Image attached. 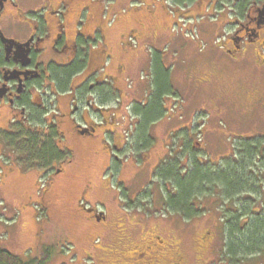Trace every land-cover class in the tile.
<instances>
[{
	"label": "flooded vegetation",
	"instance_id": "af4514ba",
	"mask_svg": "<svg viewBox=\"0 0 264 264\" xmlns=\"http://www.w3.org/2000/svg\"><path fill=\"white\" fill-rule=\"evenodd\" d=\"M127 1L133 2L129 9L124 8ZM210 3L219 10L212 17L213 22L208 17L199 26L212 35L213 51L221 59L219 73L236 78L229 88L233 86L238 95L245 89L250 111L260 112L264 121V0H196L194 5L196 11H203ZM169 10L164 0H0V145L13 148L16 153L23 151L25 159L21 160L27 167L23 176L35 172L38 177L34 188L42 193L65 188L75 175L77 178L84 155L90 150L100 155L95 162L104 173L101 181L97 185L86 182L75 189L83 195L74 213L81 218L90 216L102 229V235L111 239L112 246L91 251L99 252L94 256L98 255L104 264H189L183 232L187 230V220L171 209L155 210L149 215L139 212L141 193L137 194L134 187L142 175L151 181L154 170L164 162L162 149L157 159L156 153L150 151V146L156 144V135L145 131L151 145L140 158L136 156L135 143L127 141L133 134H125V127L138 130L143 124L142 111L155 110L152 105L156 89L150 82L157 75V68L164 70L156 61L150 65L148 51H152L150 43L163 21L159 15ZM111 14L115 17L109 20ZM120 28L125 29L124 33ZM140 42L146 47V65L140 79L147 82V87L142 86L141 98L140 89L131 86L126 77L140 62ZM119 43L131 48L129 57L117 49ZM148 68L153 71L152 78L147 74ZM214 71L216 67H209L204 75L216 78ZM193 76L198 83L203 77L198 73ZM247 78L260 81L249 82L252 87L239 81ZM222 85L217 91L226 90L227 85L220 88ZM165 102L161 104L164 106ZM262 133L241 135L238 140L261 142ZM200 141L195 143L200 145ZM222 146L223 153H212L210 159L229 154L225 152L227 146ZM198 148L204 149L202 145ZM8 167L5 177L15 170V163ZM115 178L127 199L109 213L104 201L115 194L111 186ZM95 190L103 195L100 206L87 203L86 195ZM259 199L261 206L239 212L242 228L253 223V218L264 219V196L259 195ZM249 208L247 204L244 207ZM199 219L204 221L202 216L196 217V224ZM171 223L174 227L168 226ZM144 225L143 232L140 228ZM140 232L142 239L135 236ZM216 240L208 229L194 239L193 264L217 263L213 255H205L208 247L212 248L207 255L216 250ZM91 252L82 264H96Z\"/></svg>",
	"mask_w": 264,
	"mask_h": 264
},
{
	"label": "trees",
	"instance_id": "16d2710c",
	"mask_svg": "<svg viewBox=\"0 0 264 264\" xmlns=\"http://www.w3.org/2000/svg\"><path fill=\"white\" fill-rule=\"evenodd\" d=\"M164 1L166 5L172 6V9H183L184 6L194 5L196 2V0ZM132 6L133 2L127 1L124 8L129 9ZM209 8L214 9L213 4ZM168 12L172 13V15L175 14V11ZM180 13L182 12H178L175 15L176 20H178L176 23L178 24L173 26L172 32L176 36H181L186 41L199 42L200 33L196 32L195 28L190 27L191 21L187 26L184 23L180 24V20L189 19L190 14H185L181 16L184 18H180ZM209 20L213 22L212 17H209ZM125 42L122 43L124 44ZM122 43H119L117 49L121 53H125V57L127 58L129 57V49L131 48L124 46ZM194 60V63L193 60H190L186 64L188 65L187 67L191 66L196 73L203 64H207L206 68L208 69L221 62V59L215 53L207 61H205L206 57H202L201 59L199 57ZM160 70V68L156 69L158 73L154 77V80H157V84L155 85L156 96L153 98L152 105L155 110L153 112H141L144 122L138 130L137 128L131 129L130 132L133 135L128 138L129 142L135 143L136 147L134 150L140 155L151 145L146 140L145 131H154V135H156V133L164 131L161 129L156 131L160 123L164 125L163 121L167 122L165 120L166 117L172 119L169 125L171 127L169 129L166 127L167 130L164 132L166 135V142L163 147L164 162L153 172L154 178H152L156 180L157 185L154 184L152 192L149 191L146 194L150 213L153 207L155 210L164 209L166 211L171 209L182 219L187 220V232L193 231L192 227L196 226V217L202 216L204 221L211 217L216 223L215 227L220 231L217 239L225 243L224 247L220 246L214 250V258L217 262L215 264H220V259L224 256L231 260H236L237 264H243L244 262L241 260L248 257L249 253L253 256L257 254L256 257L258 258L262 257V253L264 252V219L262 217L253 218V223L242 228L238 215L239 212L245 213L248 210L250 211L251 208L261 206L256 201H260L261 203V199H259L257 194H260L262 197L264 196V174L261 175L262 172L256 173L254 169L258 165V162L264 164V139L261 142L253 140L246 143L240 142L238 138H241V136L237 128L242 126L233 123L232 129L228 128L220 131L215 122L206 118L205 115L207 114L202 112L203 110L201 111L202 106L199 105L197 96H193L192 98L184 96L188 101L184 97L181 98L184 112H180H182L183 116H180L178 111L173 112V110L170 111V115L167 114L161 102L163 103V100L167 101V99H170L166 97L172 96V93H175L176 89L167 84L165 73ZM186 77L187 80H195L193 75L187 74ZM218 77V82L223 84L220 88H226L225 85L227 84L226 90H218L221 96L224 97L225 94L228 97L236 96L233 86L229 88V81L232 83L236 78H232L229 74H220ZM252 80L254 82L260 81ZM240 81L246 83L244 79ZM197 83L194 84L193 82V86L200 92ZM183 89L186 90L185 88ZM200 94L202 93L200 92ZM202 96L205 98L204 102H209V94ZM174 102L181 104L179 98L175 99ZM187 106H190L192 109H189ZM183 117L189 122V128L187 127L185 138L182 140L180 129L177 128L181 125L180 121ZM155 118L157 121L153 125L150 120ZM259 133H262L261 130H258ZM196 140L201 142L200 146L202 145L204 149H199L195 146L196 144L198 145V143H195ZM208 143H211V145H208ZM228 143L232 146V150L229 148L228 152L230 153L225 158L222 156L218 159L214 157L210 159L209 155L212 153L213 155L220 156L219 153H222L224 150L222 145L229 146ZM158 144L161 146L160 143H156V145ZM248 169L250 172L247 171ZM261 169L263 170L264 168L262 167ZM113 182H111V186L119 190L116 184V186L113 185ZM144 186L145 184L142 187ZM261 186L263 187L261 188ZM140 193L142 194L141 189L138 190L137 194ZM249 199H251V202H249ZM246 204L250 207L249 209H244ZM216 211H221L220 217L213 216V213ZM235 212L238 213L236 214ZM256 249H260L261 252L256 251ZM51 256L50 248H44L38 256L25 255L23 257L0 249V264H51ZM247 264L249 263L247 262Z\"/></svg>",
	"mask_w": 264,
	"mask_h": 264
},
{
	"label": "rangeland",
	"instance_id": "374dc122",
	"mask_svg": "<svg viewBox=\"0 0 264 264\" xmlns=\"http://www.w3.org/2000/svg\"><path fill=\"white\" fill-rule=\"evenodd\" d=\"M185 12H187V10L183 11L181 16H184ZM217 12L218 11L215 9L213 14H216ZM194 13L195 11L188 12V14H191L192 17L196 16ZM168 14L172 15V13L167 12L165 14H160L159 16L164 19ZM213 14L211 13V11H208L205 18H208ZM196 26L197 22L191 21L190 27ZM121 32L124 33V30L122 29ZM153 52L155 53V50H153ZM189 57L192 58L194 63V59L199 58L200 55L197 54L196 56L192 55ZM214 67H216V71L214 72L218 77L220 67L218 65H214ZM186 69L187 72L183 73L180 76V80H182V86L186 89L184 91L187 92L177 90L178 88H176V91L180 93H174L172 96L166 97L170 98L167 99L168 103H170L168 105L170 111H184L181 98L184 96H188L190 98H192L193 96H197V101L199 105L202 106L201 111L203 110L202 112L207 114L205 115L206 118H209L215 122V125L220 128V131L228 128L232 129L233 123L235 125L242 126L240 128H237L240 132V136H254V134L258 133V130H261V132H263L264 134L262 115L258 111H256L258 112V114H256L255 111H250V102L248 96L246 95L245 89L238 91L239 95L235 93L236 96L233 95L230 97H228L227 94L222 97L219 91L215 90L214 93L209 94V102H204L205 98H203L202 94H200L196 87L194 88L193 86L195 83H197V79L187 80L186 74L192 71L191 66L187 67ZM173 75L177 76V73L174 72ZM252 81L253 80L251 78H247L245 79L246 83H244V85H247ZM156 82L157 80H152L150 82L151 86L155 87V85L157 84ZM225 82L228 83L227 81ZM229 84H231L230 81ZM217 85L219 88L220 83L217 82ZM244 88H246V86H244ZM178 98L181 104L178 102H174V100ZM185 100L188 101V99ZM128 101L129 100H127L126 102ZM187 107L189 109H192L190 106ZM124 110V114H127L126 106H124ZM156 121V118L150 120L153 125H155ZM235 141L237 142V140ZM228 144L229 146H227V149L225 150L226 153L229 151V148H231L232 150V146L230 145V143ZM208 145H211V143H208ZM155 147H157L156 150H154ZM16 151H18V149H16ZM94 151V149L90 150L89 154L84 155L83 166L80 174L77 175V178L75 175V178L70 183H66L65 188L50 190L49 193H42L41 191L39 192V190H36L34 188L38 177L35 172H33V174H31L30 176H23L24 173H27V171H25L27 168L25 165L26 162L25 160L24 162L18 160V158L25 159L23 151L20 149L18 153H16L13 151V148L7 149V152L11 153L12 156H7V158L3 157V159H9L8 162L10 163V165H4L1 160L0 165L8 167L11 166L12 162H14L15 170H12L10 173L6 174V177H0V249L7 250L15 255L23 257L25 255L38 256L44 248H50L52 254L51 264H82L81 261L88 259V252L93 251L95 247L103 249L108 245L112 246V243H110L111 239L105 238L102 235V229L99 228V225L96 226L95 223H93L90 216H87V218H81L77 216L76 213H74L76 208L75 205L78 202V199L83 195V192H81V190L75 189L86 182H88V184H99V182L101 181V176H103L102 174H104L102 173V170H100L101 167L98 168V163L95 162L96 160H98L100 155H95ZM150 151L151 153L153 151L154 153H156L154 154L157 155L156 159L162 155L161 147H159V145H151ZM90 152H92V154H90ZM144 153L145 151H143L140 155L143 156L142 154ZM151 153L149 152V155ZM136 155L140 156L137 153ZM18 163H21L23 166L16 167L19 166ZM92 163H95V166L92 167ZM257 164L258 165L256 166L254 165L256 167L254 171L256 173L262 172L261 175L264 174V169H261L262 167L264 168V164L259 162ZM23 171L25 172L23 173ZM247 171L250 172L249 169ZM73 177L74 176H72V178ZM39 180H42V178H40ZM113 181V185L116 186V178ZM143 184L146 185L142 187ZM152 184L153 182H149L148 177L146 178L145 175H142V177L138 180V184L134 187V190L136 192L140 189L142 192V197H139V212L141 214L149 215L154 213V207L152 212L150 213L149 202L146 198L148 190L152 189ZM262 187L263 186H261V188ZM135 191H130V193L134 194ZM114 193L115 196L110 195L108 196V201H104L106 203V206L110 208L109 213H114L117 209V204L125 201V198L127 199L126 193L122 190H117L116 188L114 189ZM259 195L260 194H257L258 197ZM86 199L88 200V205L96 206L95 204L98 203V205L100 206L99 201H103V195L100 191H90L86 195ZM256 202L261 204L260 201ZM262 203L263 206L261 210L264 213V201H262ZM159 210L160 209L156 211ZM49 211L50 216L48 215ZM42 212H44L45 215L42 214ZM220 212L216 211L215 213H213V216L220 217ZM207 215L209 214L207 213ZM251 221L253 222V219H251ZM172 222L178 221L173 220ZM143 223L144 222H141V224ZM197 223L198 224H196V226L192 227L193 231H183L185 234L184 237H186V240L184 241L185 255L188 259L189 264L195 263V258L193 259V256L196 254L194 239L198 234L204 232L205 229H208L213 236L218 237V234H220V231L217 230V227H215L216 223L212 220L211 217H209L206 221H202L199 219ZM168 226L174 227L173 223L168 224ZM40 227H45V230H41ZM147 227H151V225L148 224ZM140 230L143 232L146 231V226L144 225L140 228ZM143 232H140L135 236L142 239L144 235L141 236V234ZM214 243L215 249L219 248L220 246H225V243L219 241L218 239ZM211 248L212 247L207 248V252L205 254L207 258L209 256L212 257V255V258L215 257L214 251L212 252V254L207 255ZM256 251L261 252L260 249H256ZM96 254L99 255L100 253H90V255L93 256ZM98 255L97 257L94 256L95 263L104 264V262L101 258L98 257ZM256 255L253 256L249 253L247 255L248 257L244 258V260L242 259L241 261L244 262L243 264H247V262L249 264H264V252L262 253V257L260 258L256 257ZM220 262L221 264H237L234 259L231 260L230 258H227L225 256L220 259Z\"/></svg>",
	"mask_w": 264,
	"mask_h": 264
},
{
	"label": "crops",
	"instance_id": "0c3cea01",
	"mask_svg": "<svg viewBox=\"0 0 264 264\" xmlns=\"http://www.w3.org/2000/svg\"><path fill=\"white\" fill-rule=\"evenodd\" d=\"M196 6L193 8L192 11H196ZM211 13H214V9L210 8ZM202 11H196L194 14L197 15L201 13ZM178 14L175 10V14L173 15H167L161 23L158 24L156 27V35L154 40L152 41L153 43H150L152 46L151 52L148 51L149 58H150V65L153 64L154 61H156L157 64H159L162 69L164 70V73L167 75L166 80L167 84H169L173 88H178L179 90L184 91V87L182 86V80H180V76L187 72V62L192 60L189 56H196L197 54L200 55V59L202 57H206V60L210 58L212 54H214L213 50V38L210 40L212 37L211 34H209L207 31L209 30H202V28H199V33H200V41L199 42H192V41H186L183 39L181 36H176L174 35V32H172L173 26L176 24L177 20L175 18V15ZM115 17L114 14H111L109 17V20H112ZM122 29L120 28V31ZM125 31V29H123ZM126 41V40H125ZM124 41V42H125ZM145 46L144 43L140 42L139 43V48L138 51L140 53V62L133 72V74H129L126 76L127 78H130L131 86H136L137 88L140 89V94L142 93V90L144 87H147V82H142L140 79V73L144 70V66L146 65V60H144V53L145 52ZM155 50V53L153 52ZM143 56V58H142ZM205 63V62H204ZM200 64V63H199ZM207 64H203V66H200L199 71L197 72L199 76H203L201 80H199L198 87L200 89V92L202 95H208L210 93H214L215 90L218 89L217 82L219 81L214 76H207L204 75V72L207 70ZM192 71L188 74L193 75L196 72H194V69L191 68ZM152 69L148 68L147 69V74L150 75L152 78L153 73ZM176 72L177 76H174L173 73ZM187 75V74H186ZM157 76V75H156ZM154 78V76H153ZM151 80V79H150ZM198 81V80H197ZM143 86V88H142ZM190 87V86H189ZM175 93H180V92H175ZM174 94V93H172ZM142 94L140 95L141 98ZM140 98L138 100H140ZM167 101L164 103L165 111L167 114H169V105ZM130 106V105H129ZM184 112V111H182ZM182 112L178 111L180 116H183ZM170 115V114H169ZM167 122L163 121L164 125L160 123V126L157 127V130H164L162 132L156 133V142L161 144V149L163 150L164 144L166 142V135L164 134L165 130L169 129L171 126H169L172 121L171 118L166 117L165 119ZM181 125L177 128L180 129V136L182 140L185 138L186 135V130L187 127L189 128V122L183 117L182 120L180 121ZM167 127V129H166ZM126 127L125 129H127ZM1 147V145H0ZM4 147V146H3Z\"/></svg>",
	"mask_w": 264,
	"mask_h": 264
},
{
	"label": "water",
	"instance_id": "95a60500",
	"mask_svg": "<svg viewBox=\"0 0 264 264\" xmlns=\"http://www.w3.org/2000/svg\"><path fill=\"white\" fill-rule=\"evenodd\" d=\"M89 211H92L91 209Z\"/></svg>",
	"mask_w": 264,
	"mask_h": 264
}]
</instances>
